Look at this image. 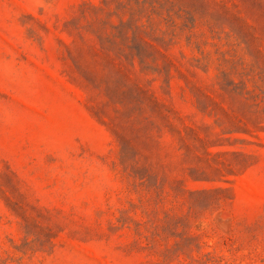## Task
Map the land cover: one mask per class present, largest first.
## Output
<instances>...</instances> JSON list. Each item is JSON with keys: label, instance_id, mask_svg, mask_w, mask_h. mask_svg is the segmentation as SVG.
<instances>
[{"label": "rangeland", "instance_id": "obj_1", "mask_svg": "<svg viewBox=\"0 0 264 264\" xmlns=\"http://www.w3.org/2000/svg\"><path fill=\"white\" fill-rule=\"evenodd\" d=\"M0 264H264V0H0Z\"/></svg>", "mask_w": 264, "mask_h": 264}]
</instances>
